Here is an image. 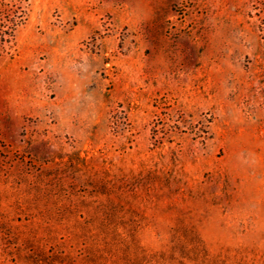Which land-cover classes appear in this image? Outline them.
Here are the masks:
<instances>
[{
	"label": "rangeland",
	"instance_id": "1",
	"mask_svg": "<svg viewBox=\"0 0 264 264\" xmlns=\"http://www.w3.org/2000/svg\"><path fill=\"white\" fill-rule=\"evenodd\" d=\"M0 264H264V0H0Z\"/></svg>",
	"mask_w": 264,
	"mask_h": 264
}]
</instances>
